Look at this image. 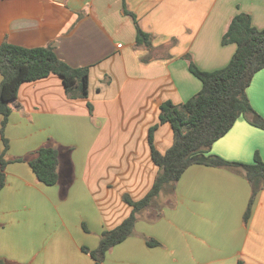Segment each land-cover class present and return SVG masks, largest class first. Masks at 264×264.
Instances as JSON below:
<instances>
[{"label":"crops","instance_id":"obj_1","mask_svg":"<svg viewBox=\"0 0 264 264\" xmlns=\"http://www.w3.org/2000/svg\"><path fill=\"white\" fill-rule=\"evenodd\" d=\"M124 7L150 35L151 48L136 44ZM238 12L264 28V0H0V46H49L68 65L89 67L86 99L69 98L61 79L49 75L23 83L9 103L0 129V154L8 142L0 190L4 264H94L83 247L96 249L101 233L128 216L124 194L138 200L153 183L147 136L160 104H180L200 90L186 55L203 71L224 67L235 44L221 39ZM246 95L264 118V68ZM172 140L168 123L154 131L159 152ZM42 146L59 154V180L51 186L29 166ZM209 149L227 161L251 163L256 154L264 161V130L241 116ZM251 193L239 172L190 165L173 204L156 219L141 212L133 234L102 264H264V191L245 222Z\"/></svg>","mask_w":264,"mask_h":264},{"label":"trees","instance_id":"obj_2","mask_svg":"<svg viewBox=\"0 0 264 264\" xmlns=\"http://www.w3.org/2000/svg\"><path fill=\"white\" fill-rule=\"evenodd\" d=\"M124 12L133 18L137 45L151 48L150 35L144 32L131 12ZM222 44L234 43L235 51L229 62L213 71L200 70L189 58L188 69L199 79L200 90L180 104L167 100L160 104L158 122L148 129L150 157L157 167L153 183L146 194L133 200L127 194L122 200L131 207V211L120 224L101 233L96 249L88 252L94 264H102L104 256L113 246L121 243L134 231L135 222L144 210L155 209L161 194H170L169 202L162 205L152 218L161 215L165 205H172L174 188L182 173L193 164L209 167H222L241 173L251 186V197L243 215L246 222L251 206L258 191H264V161L256 154L251 163L227 161L210 152V146L224 136L234 122L241 116H247L251 125L264 130V118L251 106L246 95L254 74L264 68V28L258 29L251 23L250 16L236 13L222 36ZM49 75L58 76L66 95L71 99H86L88 96L89 67H72L62 61L52 47L27 48L10 43L0 46V122L1 133L11 113L9 103L16 99L19 87ZM87 107L92 112L91 103ZM168 123L173 134L171 146L163 153L153 143L154 131L160 124ZM8 142L3 139L0 154V190L5 183L4 169L8 161L4 158ZM15 161H21L16 159ZM58 151L50 146H42L36 151L29 166L41 183L51 186L58 182ZM149 245H157L148 241ZM0 264L4 261L0 259ZM236 264H246L237 261Z\"/></svg>","mask_w":264,"mask_h":264},{"label":"rangeland","instance_id":"obj_3","mask_svg":"<svg viewBox=\"0 0 264 264\" xmlns=\"http://www.w3.org/2000/svg\"><path fill=\"white\" fill-rule=\"evenodd\" d=\"M169 197H170V194H166V193H164V194H161L160 196H159V198L157 199V205H156V207H155V209H152V210H150V212H152V214L153 213H155L156 211H159L160 210V207L162 206V205H164V204H166L167 202H169Z\"/></svg>","mask_w":264,"mask_h":264},{"label":"built area","instance_id":"obj_4","mask_svg":"<svg viewBox=\"0 0 264 264\" xmlns=\"http://www.w3.org/2000/svg\"><path fill=\"white\" fill-rule=\"evenodd\" d=\"M118 47H120V45H118Z\"/></svg>","mask_w":264,"mask_h":264}]
</instances>
